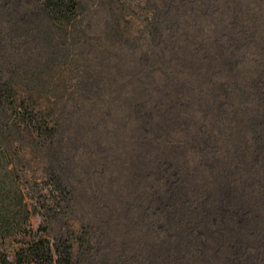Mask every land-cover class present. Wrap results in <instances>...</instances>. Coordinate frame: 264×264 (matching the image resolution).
I'll use <instances>...</instances> for the list:
<instances>
[{
  "label": "trees",
  "instance_id": "trees-1",
  "mask_svg": "<svg viewBox=\"0 0 264 264\" xmlns=\"http://www.w3.org/2000/svg\"><path fill=\"white\" fill-rule=\"evenodd\" d=\"M263 18L264 0H0V264H264V185L240 193L264 175ZM105 129L130 148L122 197L82 187L113 172Z\"/></svg>",
  "mask_w": 264,
  "mask_h": 264
},
{
  "label": "rangeland",
  "instance_id": "rangeland-1",
  "mask_svg": "<svg viewBox=\"0 0 264 264\" xmlns=\"http://www.w3.org/2000/svg\"><path fill=\"white\" fill-rule=\"evenodd\" d=\"M12 2V0H10V3ZM220 6V5H219ZM218 6V7H219ZM27 10V9H26ZM25 9H23L21 15H19L18 17L21 19L23 17H25V15L27 14ZM28 17V15H27ZM216 15L214 16H210L209 20L206 21L205 24V29H206V38L210 39L212 37L215 36L216 34V28L214 26V24L217 22L216 20ZM100 19L96 18V22H101L99 21ZM259 30L256 34V36L254 38H252L251 40H249L250 43H261L263 42L264 39V18L259 22ZM215 32V33H214ZM17 37L22 38L23 36V31L18 30L17 33ZM242 43H245L244 41H242ZM212 52V51H211ZM253 53V51H250V54ZM0 57H2V55H0ZM193 110L196 111V116L199 117V110L200 108L193 105ZM228 124V123H227ZM234 125V124H233ZM241 123H238L237 127H241ZM103 135H104V144H102L103 148L106 150V152L108 153V164L109 166L112 168L113 172L111 174H106L105 178L102 181H99L96 178H91L89 179V181L82 186L83 190L85 193H89L93 190H101V189H105V187L107 188H111L112 190V194L115 197H122L125 196L126 194H128V189L129 186L127 187L126 185H123V179H124V175L127 174L128 172V168H126L128 166V164L130 163L131 157H130V148L129 146L126 144V138H124V135L122 136L121 134H117V132H114L112 129H108V130H104L103 131ZM116 135V136H115ZM115 136V137H114ZM182 136L179 135V131H177L174 135H173V140L175 141L176 144L181 142L180 138ZM240 140L242 141L244 146H248V144H250L249 142V136H247V134L244 135H240ZM233 145H236V142L233 141ZM81 144L79 142H75L73 143V145L68 149L69 152L71 153L70 155H74L77 156L76 162L78 161L80 163V165L85 166L86 168L92 167V165L90 164V159H93L94 157L89 153L86 152L85 150H81ZM89 161V162H88ZM238 160H234V163H237ZM243 167V171L247 177V175L249 176V174L251 173L250 169H249V165L247 163H243L242 166ZM28 170H30L28 163H18L17 164V176L19 177H23L25 175H28ZM264 172V171H263ZM262 172V173H263ZM224 173V172H222ZM264 174V173H263ZM256 178L254 179L255 181H260L259 182V186L256 185V187L252 186L250 187L249 184H247L246 182L243 183V185L241 186V190L240 193L243 192L244 193H249L250 191H256L257 189H260L261 185H264V175L260 174H256ZM223 179L225 177H222ZM25 180H23V183L25 184ZM248 182V181H247ZM113 186V188H112ZM259 187V188H258ZM226 197H229L231 195L229 189L226 187L224 190V194ZM238 195L242 194H236V196L238 197ZM243 197V196H242ZM264 196L261 195L259 197H257V199H255V203L261 204L263 202L264 204ZM10 211H14L16 208L14 207L13 202L9 205L8 208ZM254 209V213L256 214L257 217V222L255 225H252L249 229V231H251L252 233L255 234V238H253L252 243L257 244L262 252H264V210L261 209H256V207L253 208ZM244 210V209H243ZM256 210L258 211V213H256ZM242 214V213H241ZM253 214V213H252ZM40 223V220L38 217H33L31 219V227L32 229H36L38 227ZM184 232V231H183ZM205 234H207V231H205ZM208 235H210L208 233ZM210 258H212V264H252L254 260H257V257L259 255H221L220 256V261L216 262L215 259V255H208ZM240 259V260H239ZM105 264H120V263H116L113 260V255L109 256L108 261ZM126 264V262L124 263ZM211 264V263H210Z\"/></svg>",
  "mask_w": 264,
  "mask_h": 264
}]
</instances>
